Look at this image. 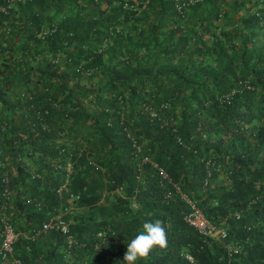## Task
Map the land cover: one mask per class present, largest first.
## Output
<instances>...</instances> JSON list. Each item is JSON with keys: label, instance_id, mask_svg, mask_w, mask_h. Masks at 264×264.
Here are the masks:
<instances>
[{"label": "trees", "instance_id": "1", "mask_svg": "<svg viewBox=\"0 0 264 264\" xmlns=\"http://www.w3.org/2000/svg\"><path fill=\"white\" fill-rule=\"evenodd\" d=\"M123 1L0 0V217L17 231L0 264H122L157 219L167 247L137 264H264V56L246 36L228 52L222 0ZM244 1L260 29L264 0ZM173 183L223 238L186 223ZM54 215L66 233L29 236Z\"/></svg>", "mask_w": 264, "mask_h": 264}, {"label": "built area", "instance_id": "2", "mask_svg": "<svg viewBox=\"0 0 264 264\" xmlns=\"http://www.w3.org/2000/svg\"><path fill=\"white\" fill-rule=\"evenodd\" d=\"M146 0H135L134 2L128 3L127 1H123L122 6L132 8V9H140ZM194 0H180L175 2V7L179 12H182V6L185 5L187 2H191ZM145 108L148 109L150 115H155V113L145 105ZM141 146L139 144H135V151H140ZM141 161H151L148 155L144 154L141 156ZM155 167H157L160 175L161 181L167 180L168 176L165 170L157 165L155 162L153 163ZM173 188L175 191L180 193V196L186 201L188 208L183 214V219L186 221L187 224L193 226L196 231L203 235H213L218 238H223L225 236V229L222 227H216L210 222L201 210L196 206L195 201L188 198L184 193L180 191V187L177 183H173ZM7 196V192H5L4 197ZM68 222L63 221L59 215L51 216L43 220L38 226L31 228L29 231V236L31 238L37 236L40 232H44L48 229H58L62 233L67 232ZM105 233V229H101L97 231V236H103ZM17 231L13 223L8 220L6 217H0V258L1 260L5 259L8 254L12 251V243L16 239ZM185 257L192 261V257L190 254H185ZM15 264H20L18 259L14 260Z\"/></svg>", "mask_w": 264, "mask_h": 264}, {"label": "rangeland", "instance_id": "3", "mask_svg": "<svg viewBox=\"0 0 264 264\" xmlns=\"http://www.w3.org/2000/svg\"><path fill=\"white\" fill-rule=\"evenodd\" d=\"M231 0H222L220 3H222V9L227 10L228 13H222L220 14L218 18V26L214 28L215 33H217L221 40L224 42V44L229 48L228 52L233 51L234 55H237V52L239 51L241 44H243V37L246 36L248 43L247 46H250L253 48L252 51V58L255 59L258 57L264 56V25L258 29L253 27L252 25L243 24L241 20H239V16L245 17L247 10L253 8V6H248L249 3L242 0H239V2L235 4L233 10L231 8L229 9V2ZM236 7V8H235ZM238 15V17H236ZM241 18V17H240ZM214 35L212 34H205V41L208 43L210 39L213 38ZM216 62V59L208 55L205 58V62L203 64H214ZM223 63V62H221Z\"/></svg>", "mask_w": 264, "mask_h": 264}, {"label": "clouds", "instance_id": "4", "mask_svg": "<svg viewBox=\"0 0 264 264\" xmlns=\"http://www.w3.org/2000/svg\"><path fill=\"white\" fill-rule=\"evenodd\" d=\"M156 247H167L166 226L159 219L143 224V230L127 244L122 264H137V261L146 259Z\"/></svg>", "mask_w": 264, "mask_h": 264}]
</instances>
